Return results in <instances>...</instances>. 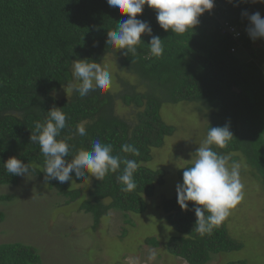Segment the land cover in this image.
I'll list each match as a JSON object with an SVG mask.
<instances>
[{
  "label": "trees",
  "instance_id": "16d2710c",
  "mask_svg": "<svg viewBox=\"0 0 264 264\" xmlns=\"http://www.w3.org/2000/svg\"><path fill=\"white\" fill-rule=\"evenodd\" d=\"M244 12H259L264 17V4L214 0V7L199 16L192 30L175 34L162 29L156 10L145 5L137 19L150 25L151 35L142 34L137 52L125 54L126 49L107 43V32L127 16L109 6L107 0H0V186L19 182L20 176L4 168L11 157L37 165L28 174L44 180L45 157L30 136L35 124L46 122L48 112L57 107L67 117L66 127L57 138H67L70 145L66 160L71 161L81 149L91 150L95 140L111 144L113 155L137 161L133 177L137 188L122 191L117 179L124 167L121 164L102 181L91 174L77 178L73 171L76 184L91 179L86 200L81 191L70 188L69 182L52 179L49 189H56L68 204L79 201V212L93 216L94 230L110 211L141 215L147 210L146 200L163 186L166 177L165 171H153L145 165L151 162L153 150L161 149L176 132L162 120V107L180 103H195L209 112L207 133L210 127L227 125L233 138L224 148L212 147L228 156L230 165L243 158L264 185V39L253 41L249 37ZM225 22L243 30L240 40L222 33ZM152 36L162 40L164 53L160 57L150 51ZM107 56L114 57L119 73L135 77L138 83L119 78L121 90L117 94L95 89L81 98L74 88L70 99L54 97L72 85L74 61L101 64ZM118 102L134 112L132 121L117 114ZM81 124L85 136L76 133ZM123 144L137 148L139 155L122 152ZM183 171L178 172L181 183ZM0 201L10 202L12 198L2 197ZM194 207L188 202L187 209H182L177 197L162 203L166 222L179 235L169 243L172 256L188 264H208L213 255L242 249L230 238L226 220L210 234L198 233ZM4 220L0 212V224ZM147 243L158 246L155 239ZM0 264L44 263L37 249L12 243L0 245Z\"/></svg>",
  "mask_w": 264,
  "mask_h": 264
},
{
  "label": "rangeland",
  "instance_id": "374dc122",
  "mask_svg": "<svg viewBox=\"0 0 264 264\" xmlns=\"http://www.w3.org/2000/svg\"><path fill=\"white\" fill-rule=\"evenodd\" d=\"M100 65L111 73L112 94L121 90L119 78L138 83L135 77L118 72L113 56H107ZM78 84L74 77L72 85L54 97L70 99ZM116 112L125 120L134 119V112L120 102ZM208 116L209 112L195 103L162 107V120L176 132L161 149L153 150L151 162L145 165L153 171H165L166 177L163 186L146 200L147 210L141 215L110 211L94 230L93 216L79 212L80 202L68 204L56 189H49L45 179L27 174L19 177L17 185L0 186V198H12L10 202L0 201L5 217L0 224V245H29L38 250L44 264H188L168 252L171 239L179 235L166 222L161 206L177 197L176 187L182 184L178 172L196 159L195 153L207 137ZM237 163L244 195L225 220L230 238L242 249L213 255L208 264H264V185L243 158ZM69 184L82 192L83 200L88 198L91 179L82 185L73 181ZM152 239L157 247L147 243ZM152 251L156 258L149 260Z\"/></svg>",
  "mask_w": 264,
  "mask_h": 264
},
{
  "label": "clouds",
  "instance_id": "9594fccd",
  "mask_svg": "<svg viewBox=\"0 0 264 264\" xmlns=\"http://www.w3.org/2000/svg\"><path fill=\"white\" fill-rule=\"evenodd\" d=\"M264 4V0H256ZM109 6L127 16L120 21L114 30H108L107 43L117 49H126L125 54H135L141 35H151L150 25L137 19L145 5L156 10L158 24L165 31L171 30L175 34H184L192 30L199 23V16L214 7V0H107ZM249 21L246 29L249 37L255 41L264 39V17L259 12L242 13ZM150 51L153 56L160 57L164 53L162 40L159 36H152ZM72 75L79 81L75 86L81 98L87 97L95 89L107 91L112 86L111 73L100 64L89 60H76L72 65ZM46 122L35 124V130L30 139L40 146L45 157L43 170L45 181L52 179L60 183L72 181V173L77 178H84L91 174L97 180H103L109 173H115L124 165L118 181L123 185L122 191L131 192L137 188L134 173L138 163L134 159H121L113 155L111 144L92 142L91 150H79L71 161L69 156L70 145L67 138L57 139L61 130L66 127V115L60 108L53 107ZM76 133L86 135L85 127L77 125ZM233 138L227 125L210 127L206 139L196 151V159L189 167H183V182L176 187L177 202L182 209H187L188 202H193L196 215L195 230L200 234H210L214 227L219 226L229 215L230 210L243 199L244 185L240 179V164L229 165V157L221 155L212 147L224 148ZM121 151L138 156L139 150L130 144L121 145ZM37 165L23 163L16 157L9 158L4 168L7 173L23 176L27 175ZM207 213V215H206ZM149 260L156 258V252L149 254Z\"/></svg>",
  "mask_w": 264,
  "mask_h": 264
},
{
  "label": "built area",
  "instance_id": "2783aa9c",
  "mask_svg": "<svg viewBox=\"0 0 264 264\" xmlns=\"http://www.w3.org/2000/svg\"><path fill=\"white\" fill-rule=\"evenodd\" d=\"M221 29L223 34L231 36L235 41L240 40L244 34L241 28H239L238 26L230 25L227 22L222 24Z\"/></svg>",
  "mask_w": 264,
  "mask_h": 264
},
{
  "label": "water",
  "instance_id": "95a60500",
  "mask_svg": "<svg viewBox=\"0 0 264 264\" xmlns=\"http://www.w3.org/2000/svg\"><path fill=\"white\" fill-rule=\"evenodd\" d=\"M256 1V0H255Z\"/></svg>",
  "mask_w": 264,
  "mask_h": 264
}]
</instances>
